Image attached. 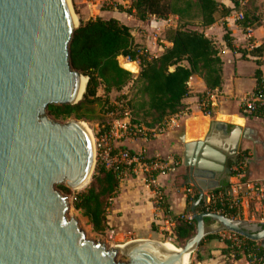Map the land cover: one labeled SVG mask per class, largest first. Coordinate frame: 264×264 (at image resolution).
<instances>
[{
  "label": "water",
  "instance_id": "water-1",
  "mask_svg": "<svg viewBox=\"0 0 264 264\" xmlns=\"http://www.w3.org/2000/svg\"><path fill=\"white\" fill-rule=\"evenodd\" d=\"M79 25L68 0H0V264H183L205 238L225 231L264 247V223L195 210L219 187L214 176L229 180L246 140V131L217 121L200 140L180 139L198 200L190 208L194 234L179 252L152 240L106 249L66 218L67 198L56 187L76 190L90 178L95 147L84 123L58 122L47 110L76 105L85 93L87 78L69 63Z\"/></svg>",
  "mask_w": 264,
  "mask_h": 264
},
{
  "label": "trees",
  "instance_id": "trees-1",
  "mask_svg": "<svg viewBox=\"0 0 264 264\" xmlns=\"http://www.w3.org/2000/svg\"><path fill=\"white\" fill-rule=\"evenodd\" d=\"M117 9L140 22L151 18L167 21L170 17H176L175 27L165 28L164 40L171 46L163 48L159 56L153 57L143 44L135 41L132 30L115 17L98 16L80 21L69 44V63L74 70L87 78L85 93L76 105L48 107L47 111L52 119L63 122L71 119L86 122L98 120V107L101 109L105 106L107 113L116 111V106L109 103L110 93H120L130 84L134 92L130 98H126L127 102L122 104L119 110L122 118L123 113L128 111L132 126L155 129L184 108L183 100L190 96L188 82L192 76H197L203 81L207 92H220L223 84L221 52L215 43L204 35V30L216 23L222 26V41L225 47L231 53L237 52L241 59L251 61L248 57L255 58L264 51V44L251 52L235 47L232 33L225 21L231 9L216 0H132L128 8L118 6ZM260 18V15L248 8L245 20L237 25L244 29L247 24H256ZM119 57L138 64L137 76L118 64ZM253 64L254 79L260 71L259 62L255 60ZM128 66L134 68L137 65L129 63ZM198 99L202 104L205 95H199ZM201 112L204 115L209 113L210 116L211 108L201 107ZM100 127V134L110 131L107 126ZM92 179L83 192L73 196L72 207L87 220L92 232L103 234L108 230L107 211L118 192L119 175L99 165L96 166ZM56 188L64 194L70 193L66 187ZM213 192H223L226 195L225 206L217 204L214 209H221V214L226 217L241 218L240 210L229 206L230 196L225 189ZM202 207L198 210L201 211ZM205 222L210 224L209 220ZM194 231V221H178L171 233L174 234L175 241L182 242L189 239ZM216 239H219V236L212 235L204 241ZM241 239L243 245L240 247L221 240L225 246L222 252L226 257L232 255L236 260L242 257L248 259L251 254L264 260V247L242 237ZM195 255V259L201 262L200 249L195 251Z\"/></svg>",
  "mask_w": 264,
  "mask_h": 264
},
{
  "label": "crops",
  "instance_id": "crops-1",
  "mask_svg": "<svg viewBox=\"0 0 264 264\" xmlns=\"http://www.w3.org/2000/svg\"><path fill=\"white\" fill-rule=\"evenodd\" d=\"M216 1L232 9L231 4L227 0ZM249 3L248 8L256 12L257 15H260L261 11L264 10V0H250ZM110 17H115L122 24L129 27L133 36L135 27L153 24L165 29L170 26L175 27L177 20L176 17H170L167 21L151 18L145 22H140L131 15L117 12L112 13ZM225 21L232 33L235 47H242L244 39L241 29L234 23L233 18L228 17ZM223 33L222 26L219 23L204 30V35L211 39L220 50V57L223 61L222 89L220 92H212L216 98L212 105L210 116H206L201 112V104L198 99L199 95L207 93V89L199 77L192 76L188 82L190 96L183 100L184 108L175 115L177 117L176 127L167 129L163 134L149 141L142 139L131 140L124 137L122 133L119 134L120 136L118 135V138L114 139V147L118 150L124 148L135 153L142 151L151 157L171 156L180 163L174 173L156 178L163 192V206L165 208L161 209L155 206L153 193L146 187L141 178L127 177L119 185L118 192L107 211V224L108 231L120 236L124 244L128 242L127 240L129 242L133 240H150L155 232L154 230L160 227L162 219L166 215L168 217H177L181 214L190 213V208L198 200V191L193 186L191 179H189L188 169L183 166V146L180 139L183 137L185 142L202 139L212 121L225 124L228 130L238 127L242 132L246 131V140L243 141L242 149L240 150H248L249 153L247 168L243 177L238 178L232 174L229 180L225 181L222 177L217 180L214 176L210 181L215 182L219 187L213 186L214 189L209 192L225 189L232 197L241 201L239 211L241 218L239 219L246 220L249 223H264V202L251 198L250 191L252 184L264 180V126L256 120L257 118H243L237 112L239 98L246 92L251 91L254 86L253 73L251 75V88L242 91L238 65L243 59L239 57L240 55L237 52L231 53L225 47L222 41ZM255 36L259 40H263V30L261 28L258 29L255 32ZM160 42L162 45H157L155 49L150 48L148 44H144L149 54L153 57L159 56L163 52V48L171 46L165 40ZM119 58L130 62L122 57ZM130 63H135L138 67L136 62ZM226 63L232 65L234 70L229 82L228 79H225ZM236 135V133H233L225 141L236 137ZM119 137L121 138L119 139ZM229 165L230 170H234L237 163H230ZM193 179L203 180L197 176H194ZM203 204L204 201H201L198 206H195L196 212ZM224 248L225 246L221 240L204 244L200 250L202 261L197 264H246L244 257L237 260L232 255L226 257L222 252ZM205 252L207 253L206 256L204 255Z\"/></svg>",
  "mask_w": 264,
  "mask_h": 264
},
{
  "label": "built area",
  "instance_id": "built-area-1",
  "mask_svg": "<svg viewBox=\"0 0 264 264\" xmlns=\"http://www.w3.org/2000/svg\"><path fill=\"white\" fill-rule=\"evenodd\" d=\"M231 6V13L229 17L233 18L234 23L237 25L238 22L245 20V12L248 9L250 0H227ZM238 26V25H237ZM262 29L264 32V17L260 18L254 25H249L244 29H241L243 34V45L242 49L247 52H251L261 48L264 44L263 40H259L255 36V32L258 29ZM252 62H259L260 73L254 78V86L251 91L246 92L239 98L238 104V115L247 118L253 117L264 121V51L255 58L248 57ZM216 96L212 92L205 94L204 102L201 104L202 108L210 107L214 103ZM209 116V113H206ZM120 127L124 137H133L136 139H142L149 141L150 139L156 138L163 134L167 129L177 126V117L171 116L167 118L159 127L155 129H145L132 126L129 122V112L123 113V118L116 121L115 126ZM114 127L106 134L96 139V148L100 150L99 157L102 165L119 175V181L122 182L127 176L141 178L146 187H148L153 193L154 204L158 208L163 206L164 196L161 187L157 183L156 178L158 176H166L174 173L180 165L171 156H148L145 152H133L130 153L128 150H116L114 147V139L118 138V131ZM247 150H239L237 152L238 162L234 170H231L232 174L236 177H243L247 168ZM240 186V185H239ZM251 198L256 201L264 202V180L252 184L250 187ZM227 195L230 196L229 206L240 210L241 201L238 198L232 197L227 191ZM206 195V201H204L203 207L200 212L221 214V209H214L215 205L225 206L226 195L223 192L214 193L208 192ZM178 221L192 222V215L181 214L175 218L168 217L167 215L162 219V223L158 228L159 234L166 232L171 233ZM111 236L113 232H110ZM226 235L222 238L224 241H229L233 246L240 247L243 245L240 236L233 233H225ZM245 259V258H244ZM246 264H264V260L261 258H255L251 254L248 255V259H245Z\"/></svg>",
  "mask_w": 264,
  "mask_h": 264
},
{
  "label": "rangeland",
  "instance_id": "rangeland-1",
  "mask_svg": "<svg viewBox=\"0 0 264 264\" xmlns=\"http://www.w3.org/2000/svg\"><path fill=\"white\" fill-rule=\"evenodd\" d=\"M131 1L132 0H68V5L70 7V11H71L73 17L76 19L75 22L77 25L80 23V21H85L89 18H95L98 16H101L103 18H108L114 12L121 13L118 11L117 7L121 6L122 8L125 9L128 6H130ZM260 17L261 18L264 17V10L261 11ZM134 30H135L134 38L136 39L137 43H139V44H143V45L148 44V46H150V48L155 49L157 47V45H162V43L160 41H164L165 29H163L161 26H155L153 24H150V25H146L143 27H135ZM117 61H118V64H120V66L122 68L131 72L132 75L137 76V74L139 72V68L137 66H135L134 68H130L128 66L130 62L124 61L121 58H119ZM254 69H255V65L253 64V62L243 61V60L240 61L239 65H238V72L240 75V80H241L240 85H241L242 91H245V90H248L249 88H251V86H252L251 75L254 72ZM233 71L234 70L232 68V65H230L229 63H226V65H225V79L226 80L228 79V82H229V80H231V75H232ZM133 92H134V90H132L131 85L129 84L120 93H116V92L110 93L109 103L116 106V111L107 113L105 106L101 109L98 107L97 111L99 112V116H100L98 120H95L93 122L80 121V122L84 123V126L89 131L90 136H91L93 143H94V147H95V149H94V152H95L94 165H93V169H92L90 178L88 179V183L86 184V186L83 187L82 189L70 190L68 188L70 190L69 194H64L60 189L56 188L61 193L62 196L67 198L68 211L66 213V218L67 219H70V218L74 219L78 223V227L80 228V230H82L84 232V235H85L87 240H90L94 243L97 242V243H101V244L103 242V245L106 247V249L114 248L117 245H123L124 241H122V238L118 235L116 236L115 234H113L111 236V233L108 230H106L103 234H96V233L92 232L90 225H88V223H87V220L84 217H82L80 213L76 212L73 209L72 198L77 193L83 192L90 185V183L93 180L92 179L93 175L95 174L96 166L102 165L101 159L99 157L100 150H97V148H96V139H99L101 136L104 135V134H100L101 130H102L101 129L102 127H100V126L101 125L107 126L110 128V130L114 127L115 122L119 121L122 118V115L119 111L121 109L122 104L124 105L127 102L126 98H130V96L132 95ZM49 117H50V119H52L51 116H49ZM256 120H258L259 123L264 126V124H263L264 121H262L260 119H256ZM57 121L63 122L61 120H57ZM114 129L116 131H118L119 134H121L123 132V130L120 127H118L117 125L114 127ZM99 134H100V136H99ZM120 138L121 137H119V139ZM127 138H129L131 140L136 139L133 137L132 138L127 137ZM243 141H242V144H243ZM240 149H242V145L239 148V150ZM127 177L130 178L131 176H127ZM123 181L119 182V185L121 183H123ZM58 186L66 187L65 184H60ZM198 212L201 213L200 210H198ZM154 231L155 232L152 235V238H150V240H152V241H159V242H163V243L168 242V243L172 244L173 246H175L177 249H180L178 247H182L186 242V241H182V242L175 241L174 234L169 233V232L159 234L158 228H156V230H154ZM225 233H230V232L225 231V232H221V233L217 234L219 236V239L203 241L202 245L198 249L201 250L202 246L204 244L210 242V241L222 240V238L226 235ZM127 241L129 242V240H127ZM127 241H125V242H127ZM206 254L207 253L205 252L204 255L206 256ZM195 256H196L195 252H193L189 256L188 264L199 263L195 259ZM116 260L123 262V261H125V258L122 257L121 255H118Z\"/></svg>",
  "mask_w": 264,
  "mask_h": 264
},
{
  "label": "bare ground",
  "instance_id": "bare-ground-1",
  "mask_svg": "<svg viewBox=\"0 0 264 264\" xmlns=\"http://www.w3.org/2000/svg\"><path fill=\"white\" fill-rule=\"evenodd\" d=\"M74 20L76 21L75 18H74ZM236 137H237V135H236ZM236 137L231 138V139H229V140H227V141H225V140H224V141H225V143H226L228 146H230V145H232V142H233L234 140H236ZM92 142H93V140H92ZM95 151H96V150H95ZM87 183H88V180H86L85 183H83V184H82L79 188H77L76 190L82 189L83 187L86 186ZM164 243H165V242H164ZM166 246H167L168 248H170V249L176 251V252H179V251H180V249H177L175 246H173L172 244H170V243H168V242H166ZM189 256H190V255H189ZM189 256H185V257H184L183 264H188Z\"/></svg>",
  "mask_w": 264,
  "mask_h": 264
},
{
  "label": "flooded vegetation",
  "instance_id": "flooded-vegetation-1",
  "mask_svg": "<svg viewBox=\"0 0 264 264\" xmlns=\"http://www.w3.org/2000/svg\"><path fill=\"white\" fill-rule=\"evenodd\" d=\"M237 158H238V156H237Z\"/></svg>",
  "mask_w": 264,
  "mask_h": 264
}]
</instances>
